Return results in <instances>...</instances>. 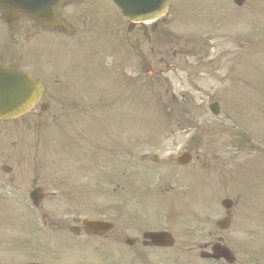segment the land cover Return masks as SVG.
<instances>
[{
    "label": "rangeland",
    "instance_id": "obj_1",
    "mask_svg": "<svg viewBox=\"0 0 264 264\" xmlns=\"http://www.w3.org/2000/svg\"><path fill=\"white\" fill-rule=\"evenodd\" d=\"M169 1L171 7L158 34V38L171 35L159 39L164 57L161 77L147 81L143 88L145 69L152 65L147 62L143 68L137 48L131 46L129 50L130 87L123 95L129 106V115L124 114L129 116L127 125L121 116L128 108L121 101L126 89L121 81L107 87L106 92L112 85L113 89L119 86L115 87L113 100L102 101L98 93L94 100L97 108L92 110H97L96 114L88 106L86 113L77 112L78 108L59 111L45 126L44 117L38 122H28L27 117L4 125L16 134L15 151L0 143V202L4 201L0 212L4 209L9 216L2 219L9 223L3 228L9 231L2 232L6 237L16 233L11 230L19 216L27 217L28 196L35 187L55 194L46 202V211L56 212L59 201H64L60 200L64 192L71 201L92 207L84 202L86 194L77 193L79 190L112 192L117 186L132 184L130 179L145 182V177L122 173L121 163L113 162V155L121 154V146L127 143L125 149L136 159L154 153L162 155L164 161L166 155L182 151L198 154L190 174L192 194L200 201L191 210L184 208L190 216L182 215L179 206L175 207L174 211L180 213L176 221L187 220L195 229L203 230L191 239L192 243L209 242L207 233L216 231L214 222L224 216L220 201L228 194L232 200L241 196V211H237L233 227L223 237L236 251L237 264H264V166L258 165L264 161V0H247L241 8L232 0ZM140 41L146 43L142 35ZM214 101L221 108L216 117L208 109ZM187 104L191 107L186 113L182 107ZM170 107L179 112L178 117L175 112H161H168ZM83 123L91 124V128H83ZM3 165L11 166L13 183L2 173ZM112 168L116 172L111 174ZM165 179L171 176L163 177L160 171L148 176L149 183L144 187L164 189L168 185L163 183ZM247 185L254 186L247 190ZM208 192L213 196L207 198ZM252 232L255 234L250 236ZM63 250L61 243L55 248L56 253ZM58 259L76 264L79 257L68 253ZM5 261L0 258V264ZM184 262L206 264L194 254Z\"/></svg>",
    "mask_w": 264,
    "mask_h": 264
},
{
    "label": "flooded vegetation",
    "instance_id": "obj_2",
    "mask_svg": "<svg viewBox=\"0 0 264 264\" xmlns=\"http://www.w3.org/2000/svg\"><path fill=\"white\" fill-rule=\"evenodd\" d=\"M34 0H0V57L7 63H21L17 47H24L27 43L26 34L66 33L62 26L42 25L28 15L27 10L33 6ZM15 8V11L12 9ZM65 6L59 9L62 14ZM82 27L83 23H79ZM22 62L24 59L22 58ZM190 182L185 179V187L180 185L176 189H190ZM129 195V192H127ZM127 204V202H126ZM99 222H111V228L106 232L101 231V226L92 227V232H87L86 227H81L82 220H77L74 225L75 232L68 228L69 233L62 226L65 221H56V230L60 233L57 240L50 243L48 239L39 243L34 236L28 242V260L36 264H66L59 261L61 255L76 254L79 260L76 264H182L181 260L191 257L197 245L189 243L188 234L179 235L171 243L161 245L146 240V233H156L163 230V221L154 219L150 222H141L134 218H96ZM148 223V224H147ZM91 229V228H90ZM98 230L97 234H94ZM212 237H215L211 233ZM49 238V235H44ZM181 237L182 239H180ZM181 241V242H180ZM177 242H180L176 244ZM61 243L64 250L56 253L55 248ZM0 241V247L3 246ZM200 247V246H199ZM195 248V249H194ZM209 249V247H207ZM211 249V248H210ZM72 264V263H71Z\"/></svg>",
    "mask_w": 264,
    "mask_h": 264
},
{
    "label": "water",
    "instance_id": "obj_3",
    "mask_svg": "<svg viewBox=\"0 0 264 264\" xmlns=\"http://www.w3.org/2000/svg\"><path fill=\"white\" fill-rule=\"evenodd\" d=\"M118 5L123 9L124 13L130 14L142 8L146 15L149 13L162 12L166 8L160 0H116ZM243 0H237L238 4H242ZM134 6V7H133ZM161 7V8H160ZM139 11H135L138 14ZM144 14L143 12H140ZM6 73H4V72ZM31 81V80H30ZM29 78L21 76L20 73L4 70L0 68V111H6L4 117L11 118L25 113L31 103L35 100L37 89L35 86L30 87ZM34 98L32 99V97Z\"/></svg>",
    "mask_w": 264,
    "mask_h": 264
}]
</instances>
